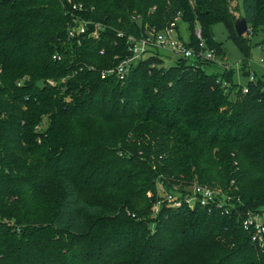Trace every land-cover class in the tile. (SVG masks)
<instances>
[{"label": "trees", "instance_id": "1", "mask_svg": "<svg viewBox=\"0 0 264 264\" xmlns=\"http://www.w3.org/2000/svg\"><path fill=\"white\" fill-rule=\"evenodd\" d=\"M73 1L85 10L0 0V264H264L242 226L264 203V75L243 92L226 63L165 65L153 50L124 79L101 77L130 56L128 36L176 18L216 57L222 22L245 66L251 36L264 45V0ZM73 13L101 22L99 37L69 39ZM195 181L229 196V212L152 213L157 183Z\"/></svg>", "mask_w": 264, "mask_h": 264}, {"label": "built area", "instance_id": "2", "mask_svg": "<svg viewBox=\"0 0 264 264\" xmlns=\"http://www.w3.org/2000/svg\"><path fill=\"white\" fill-rule=\"evenodd\" d=\"M67 3L73 10L78 12L85 10V6L81 2L67 0ZM177 21L178 19L176 18L160 31L151 29L147 35L140 38L134 35L128 36V50L130 51V56L122 60L115 67L102 70L101 77L106 78L114 74L119 79H124L133 62H136L149 52L159 48L167 50L170 56L176 55L189 60L194 67H198V65L203 62H210L216 65L222 64V62L217 59L215 50L206 45L199 26H196L194 29V36L198 43L196 46H189L187 39L182 40L177 34ZM102 28L103 24L101 22L73 13L72 21L68 25V37L69 39H76L77 41H80L79 36L85 35L98 38ZM123 35V32H118V36ZM259 49L264 53V45L259 47ZM54 58H60V56L54 55ZM260 62L263 63L264 60L260 58ZM90 68L95 69L94 66H90ZM255 80L254 74L251 73L248 75L247 82H254ZM242 90L243 92L248 91L246 84L243 85ZM156 194V199L152 203L151 208L153 214H156L162 205L173 209L186 208L193 210L198 207H203L206 208L208 212L214 209H220L222 213L225 214L229 212V207H226L227 201L230 199L229 196H226L218 188L201 184L197 181L183 187L174 185L169 189L164 187L162 183H157ZM242 226L244 229L250 231V238L255 244L260 247L264 246V203L257 210H248L245 212Z\"/></svg>", "mask_w": 264, "mask_h": 264}, {"label": "rangeland", "instance_id": "3", "mask_svg": "<svg viewBox=\"0 0 264 264\" xmlns=\"http://www.w3.org/2000/svg\"><path fill=\"white\" fill-rule=\"evenodd\" d=\"M238 6L239 3L234 1L231 3V6ZM238 15V10L235 12ZM211 33L213 39L219 42L225 51V57H218L222 63H226L231 69L234 70V81L240 85H244L248 81V75L255 73L257 76L264 75V62H260V58L264 60V53L261 52L259 47H261L259 41L261 39L262 34L258 33L255 36H251L250 43L252 48L250 50V55L245 66H242V60L244 59V55L238 46L234 43V41L228 36V31L225 25L222 22L214 23L211 26ZM177 34L181 37L182 40H186L188 38V28L187 24L183 21H178L177 23ZM161 58L164 60L165 65H171L175 63V60L180 56H170L169 52L165 49L159 48L157 49ZM216 67L209 66L206 68L207 72L216 71ZM218 70V69H217ZM250 72L246 75V72Z\"/></svg>", "mask_w": 264, "mask_h": 264}, {"label": "water", "instance_id": "4", "mask_svg": "<svg viewBox=\"0 0 264 264\" xmlns=\"http://www.w3.org/2000/svg\"><path fill=\"white\" fill-rule=\"evenodd\" d=\"M234 29L238 36L245 34L248 31V25L244 18L237 19L234 23Z\"/></svg>", "mask_w": 264, "mask_h": 264}]
</instances>
